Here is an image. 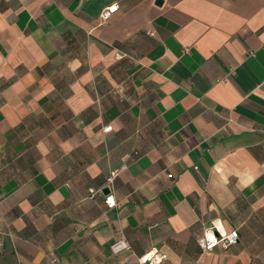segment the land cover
Instances as JSON below:
<instances>
[{
	"label": "crops",
	"instance_id": "1",
	"mask_svg": "<svg viewBox=\"0 0 264 264\" xmlns=\"http://www.w3.org/2000/svg\"><path fill=\"white\" fill-rule=\"evenodd\" d=\"M151 247L264 264V0H0V264Z\"/></svg>",
	"mask_w": 264,
	"mask_h": 264
},
{
	"label": "built area",
	"instance_id": "2",
	"mask_svg": "<svg viewBox=\"0 0 264 264\" xmlns=\"http://www.w3.org/2000/svg\"><path fill=\"white\" fill-rule=\"evenodd\" d=\"M118 5L109 4L104 6L99 12V17L101 22H105L109 19L111 14L117 9ZM152 33V31H149ZM111 125H106L104 129H109ZM137 154V151H134ZM126 167V163L123 162L119 167L112 168L109 171L107 177V186L109 187L113 177L122 169ZM93 194V191H91ZM104 202L108 207H112L115 205V198L113 193L110 191L105 193ZM238 239V230L236 228H232L230 230L220 231L217 227L213 225L202 227L200 233L197 236V243L200 246L202 251H208L214 248L216 245H221L223 247H227L232 243H235ZM111 247L114 251H117L123 247H128L126 241L123 239H116L112 242ZM166 255L159 251L156 247H151L150 249L144 251L143 253L137 255L136 263L137 264H162Z\"/></svg>",
	"mask_w": 264,
	"mask_h": 264
},
{
	"label": "water",
	"instance_id": "3",
	"mask_svg": "<svg viewBox=\"0 0 264 264\" xmlns=\"http://www.w3.org/2000/svg\"><path fill=\"white\" fill-rule=\"evenodd\" d=\"M157 2H160L161 0H156Z\"/></svg>",
	"mask_w": 264,
	"mask_h": 264
}]
</instances>
